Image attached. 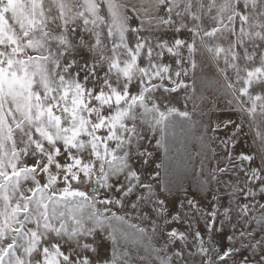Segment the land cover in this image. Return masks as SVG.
Here are the masks:
<instances>
[{"label":"snow or ice","instance_id":"obj_1","mask_svg":"<svg viewBox=\"0 0 264 264\" xmlns=\"http://www.w3.org/2000/svg\"><path fill=\"white\" fill-rule=\"evenodd\" d=\"M128 8L0 0V264H264V0ZM205 62L227 106L194 122ZM178 120L195 191L162 178Z\"/></svg>","mask_w":264,"mask_h":264},{"label":"rangeland","instance_id":"obj_2","mask_svg":"<svg viewBox=\"0 0 264 264\" xmlns=\"http://www.w3.org/2000/svg\"><path fill=\"white\" fill-rule=\"evenodd\" d=\"M126 3L131 13V6L136 5L139 7L141 4H145L146 0H122ZM135 15V13H131ZM139 20H134L133 24H138ZM169 36L172 34L169 33ZM181 38H186L187 33H181ZM215 68L208 62L203 65V70H197L196 78V92L194 94V99L188 100L184 99L173 100L177 107L184 109L185 103H187V110L192 113V121L198 122L201 120V111L210 107L213 102L216 103L217 107L225 108L227 106V98L222 96L218 90L215 89L211 81L215 78ZM201 95L207 98V103L200 99ZM235 119L236 117L233 116ZM247 131V129H245ZM197 134V129L191 126V122L177 121V127L175 130V138L172 143V151L170 152V166L169 174L164 177L162 173V178H166L171 181L173 185L183 184L184 187L190 188L195 191V184L197 183L199 177L196 175V167L199 165V158L197 157V152L199 151V145L196 143L195 136ZM251 144V140L249 141ZM154 145V141L152 142ZM152 150V149H150ZM245 151H258L259 144L251 145V147L245 148ZM158 162V161H157ZM154 168V164L148 166L150 171ZM170 227H176L181 231H184L187 225L182 222L174 223ZM203 228V224H200ZM207 239V237H205ZM192 238L189 236V245H191ZM199 258H197L198 260Z\"/></svg>","mask_w":264,"mask_h":264}]
</instances>
